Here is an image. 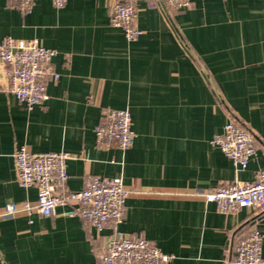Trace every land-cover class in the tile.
I'll return each mask as SVG.
<instances>
[{
  "label": "crops",
  "instance_id": "1",
  "mask_svg": "<svg viewBox=\"0 0 264 264\" xmlns=\"http://www.w3.org/2000/svg\"><path fill=\"white\" fill-rule=\"evenodd\" d=\"M111 1L56 9L35 0L22 12L0 0V42L37 40L56 52L58 74L45 82L47 100L28 110L6 90L0 66V212L36 199L33 187L17 184L15 149L66 153L61 193L81 190L86 177L120 178L128 195L117 230L147 239L171 257L167 264H230L234 241L253 229L263 236L264 264V209L220 213L204 198L264 170V0H191L178 12L138 1L140 35L131 42L109 25ZM105 109L130 113L129 149L96 144ZM230 120L256 142L244 169L212 144ZM73 206L0 218V264H96L112 222L99 233L69 214Z\"/></svg>",
  "mask_w": 264,
  "mask_h": 264
},
{
  "label": "built area",
  "instance_id": "2",
  "mask_svg": "<svg viewBox=\"0 0 264 264\" xmlns=\"http://www.w3.org/2000/svg\"><path fill=\"white\" fill-rule=\"evenodd\" d=\"M14 6L28 11L35 0H11ZM54 8L64 7L67 0H50ZM149 0H112L108 8L109 25L121 30L131 42L138 38L136 3ZM171 12L189 9L191 0H161ZM56 52L43 47L37 40H14L6 37L0 42V66L7 80V91L25 108L32 109L47 100L45 82L56 80L58 74L52 67ZM95 142L99 147L114 146L120 151L129 149L135 139L130 113L124 109H105L101 122L94 128ZM212 144L217 146L236 169H244L257 152L256 142L250 132L235 120L228 121ZM66 153H31L24 147L13 154L17 184L23 189L36 190L34 202H8L3 205L0 218L8 219L23 214L49 217L55 208L74 205L69 214L89 223L102 232L112 222V233L100 250L95 252L96 264H167L171 257L161 252L141 235L122 233L117 228L125 216V190L120 178L86 177L83 188L76 192L61 193L67 180ZM207 202L216 205L220 213L238 209L254 211L264 209V170L259 171L251 183L219 185L204 194ZM263 236L251 230L234 241L230 264H262Z\"/></svg>",
  "mask_w": 264,
  "mask_h": 264
}]
</instances>
